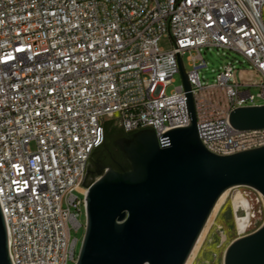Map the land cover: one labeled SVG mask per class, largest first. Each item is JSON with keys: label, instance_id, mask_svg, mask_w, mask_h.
Listing matches in <instances>:
<instances>
[{"label": "built area", "instance_id": "1", "mask_svg": "<svg viewBox=\"0 0 264 264\" xmlns=\"http://www.w3.org/2000/svg\"><path fill=\"white\" fill-rule=\"evenodd\" d=\"M200 47L234 51L250 68L235 81L224 63L201 84ZM176 49L202 145L217 155L264 145V127L228 122L233 108L264 104V0H0V206L12 264H74L105 122L151 128L159 146L188 124L182 83L165 92Z\"/></svg>", "mask_w": 264, "mask_h": 264}, {"label": "water", "instance_id": "2", "mask_svg": "<svg viewBox=\"0 0 264 264\" xmlns=\"http://www.w3.org/2000/svg\"><path fill=\"white\" fill-rule=\"evenodd\" d=\"M176 53L189 122L162 133L161 146L151 128L130 132L119 144L126 166L90 173L96 178L85 193V229L74 264H183L223 190L253 188L264 204V145L227 155L202 145ZM228 122L237 130L263 128L264 104L235 107ZM0 264H12L1 206ZM222 264H264V219L227 244Z\"/></svg>", "mask_w": 264, "mask_h": 264}, {"label": "rangeland", "instance_id": "3", "mask_svg": "<svg viewBox=\"0 0 264 264\" xmlns=\"http://www.w3.org/2000/svg\"><path fill=\"white\" fill-rule=\"evenodd\" d=\"M169 44L170 41L167 37H161L158 40V46L161 48H167ZM199 52L204 61V66L198 69L201 84L213 82L215 74L224 63L231 66L235 81H238V75L242 69L250 68V65L240 54L231 50L200 47ZM181 58L184 69L187 70L185 55ZM180 83L179 73L174 74L172 81L165 87V92L168 93ZM105 126L117 127L113 121L105 122ZM93 177L96 178V174ZM86 180L89 181L90 176ZM79 218L83 220L82 214ZM263 219L264 204L262 196L255 189L247 186L231 187L226 192L221 208L210 220L204 241L190 264H222V257L227 244L233 238L253 231L261 224ZM240 223L244 225L242 229ZM81 232L82 229H79L77 232L78 237H80Z\"/></svg>", "mask_w": 264, "mask_h": 264}, {"label": "trees", "instance_id": "4", "mask_svg": "<svg viewBox=\"0 0 264 264\" xmlns=\"http://www.w3.org/2000/svg\"><path fill=\"white\" fill-rule=\"evenodd\" d=\"M130 132H123L118 127H108L104 125V134H103V140L99 146L93 149H98L100 147H104L108 149L114 156L115 160L119 162L121 165L126 166L127 162L123 159V156L121 155L119 144L121 141L126 139L128 137ZM92 151V152H93ZM91 152V154H92ZM90 154V155H91ZM90 158V157H89ZM112 167L116 168L115 165H112ZM90 178L94 176L93 174H88Z\"/></svg>", "mask_w": 264, "mask_h": 264}, {"label": "bare ground", "instance_id": "5", "mask_svg": "<svg viewBox=\"0 0 264 264\" xmlns=\"http://www.w3.org/2000/svg\"><path fill=\"white\" fill-rule=\"evenodd\" d=\"M234 187V186H232ZM231 187H228L226 188L225 190H223L221 192V194L217 197L208 217H207V220L205 221L203 227L201 228L189 254L187 255V258L185 259L184 263L183 264H190L193 259L195 258L198 250L200 249L203 241H204V238H205V235L207 233V230H208V225L210 223V220L217 214V212L219 211V209L221 208V205L223 204V201H224V198H225V195H226V192L228 189H230ZM243 206V204H241ZM244 207V206H243ZM243 224L240 223V228L242 229L243 228Z\"/></svg>", "mask_w": 264, "mask_h": 264}, {"label": "flooded vegetation", "instance_id": "6", "mask_svg": "<svg viewBox=\"0 0 264 264\" xmlns=\"http://www.w3.org/2000/svg\"><path fill=\"white\" fill-rule=\"evenodd\" d=\"M117 164H119V162L115 160L113 154L108 149L104 147L95 149L88 160L85 178H87L88 174L92 171H96L105 165L112 166Z\"/></svg>", "mask_w": 264, "mask_h": 264}]
</instances>
